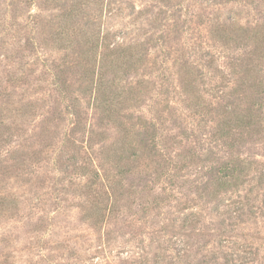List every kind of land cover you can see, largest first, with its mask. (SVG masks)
I'll return each instance as SVG.
<instances>
[{
  "label": "rangeland",
  "instance_id": "obj_1",
  "mask_svg": "<svg viewBox=\"0 0 264 264\" xmlns=\"http://www.w3.org/2000/svg\"><path fill=\"white\" fill-rule=\"evenodd\" d=\"M94 30L128 59L112 68ZM262 47L264 0H0V264H264V95L261 125L233 151L252 161L233 189L214 191L234 154L206 112L241 84L258 83L246 101L262 94ZM101 60L120 119L153 122L171 161L144 156L120 183L89 186L70 157L98 162L121 132L82 90Z\"/></svg>",
  "mask_w": 264,
  "mask_h": 264
},
{
  "label": "trees",
  "instance_id": "obj_2",
  "mask_svg": "<svg viewBox=\"0 0 264 264\" xmlns=\"http://www.w3.org/2000/svg\"><path fill=\"white\" fill-rule=\"evenodd\" d=\"M60 6V5H59ZM78 12L77 6L72 5L69 9L63 11L62 20L63 22L71 21ZM95 31V30H94ZM90 37H92V44L95 45L93 50L95 53L100 49V55H108L109 51H112L110 57L107 58L111 62H114L112 68L118 66V60H115L116 54H121L124 59H128V53H123L122 49L118 47L117 43L112 42V47H110L111 38L107 32H101V30H96L91 32ZM263 52H264V47ZM106 49V53H105ZM261 51V52H262ZM262 52V53H263ZM264 55V54H263ZM132 57V56H130ZM106 60V59H105ZM105 60L91 62L90 65L84 71V76L82 78L84 87L83 92L90 96L93 100V103H96V107L104 113L103 117L108 120L119 121L117 123V128L119 129V134L107 144L100 149L97 158L89 156L88 162L84 161L82 164H79L77 161V156L73 154L70 157V166H74L79 172L80 175L85 176L89 181V186L99 184L100 180L106 179L111 184L120 183L119 179L114 180V176H121L125 171L129 170L132 167V163H137L144 156H149L156 159L155 163H160L159 160H164V165L160 167H165L171 161L170 159L160 157L158 151L155 150V137L156 126L153 122L144 119L142 117H137L138 120L132 124L131 128L127 127L125 122L120 119L119 110H117L118 105L121 103L119 98L121 97V91H118L117 87L114 84H111L113 92L108 97L106 96L107 82H105V72L103 67L106 66ZM128 62L121 61L120 65H127ZM119 73V70H117ZM251 73V72H250ZM58 85L62 88L65 86V81L61 80L59 77L56 79ZM244 85L241 84L239 88L236 89V92L231 94L237 96L232 98L234 101L231 106L224 104L222 109L211 108L206 112L211 113L216 112V115H219V122L216 125L215 134L219 139L224 141V145L233 153L235 146L238 145L241 139L246 134H252L260 125H261V115H262V104L260 98L264 95V90L257 91L255 94H251L250 101H246V95L250 89L258 86V83L255 81L250 83L248 90ZM261 89V87H258ZM255 97V98H254ZM245 101V103H244ZM244 103V104H243ZM76 105L75 103H73ZM223 118V119H222ZM159 120V118H157ZM80 123L79 113L75 114L73 119V127L75 130ZM138 148H142L141 156L137 153ZM78 153V150H76ZM37 151H32L30 157L35 158ZM79 154V153H78ZM234 154V153H233ZM79 157V156H78ZM19 163L23 164L24 159L21 157L18 160ZM252 161H247L238 154L231 155L227 161L223 160L217 169V181H215V190H227L238 187L245 182L243 176L245 175L248 169H251Z\"/></svg>",
  "mask_w": 264,
  "mask_h": 264
}]
</instances>
